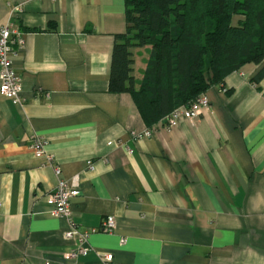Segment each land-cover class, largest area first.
Returning <instances> with one entry per match:
<instances>
[{"label":"crops","instance_id":"1","mask_svg":"<svg viewBox=\"0 0 264 264\" xmlns=\"http://www.w3.org/2000/svg\"><path fill=\"white\" fill-rule=\"evenodd\" d=\"M4 26L25 102L0 93V264H106L100 254L115 264H264L257 65L228 75L204 93L208 109L168 129L165 119L147 125L131 94L110 90L126 0H0ZM150 48L132 49L137 90ZM76 177L78 230L99 229L108 217L117 227L92 234V251L67 261L77 241L44 196Z\"/></svg>","mask_w":264,"mask_h":264},{"label":"trees","instance_id":"2","mask_svg":"<svg viewBox=\"0 0 264 264\" xmlns=\"http://www.w3.org/2000/svg\"><path fill=\"white\" fill-rule=\"evenodd\" d=\"M127 31L116 37L110 90L129 93L152 126L247 64L264 79V0H126ZM150 48L140 89L135 48Z\"/></svg>","mask_w":264,"mask_h":264},{"label":"built area","instance_id":"3","mask_svg":"<svg viewBox=\"0 0 264 264\" xmlns=\"http://www.w3.org/2000/svg\"><path fill=\"white\" fill-rule=\"evenodd\" d=\"M12 35L13 31L11 26H4L0 29V93L15 104L23 105L25 100L21 95L23 91L22 80L13 65L17 51L13 48L15 42L12 39ZM18 43L20 49H22L24 42L18 40ZM209 107L210 103L207 96L201 95L190 104L180 106L173 110L165 118L166 126L168 129H174L184 120L193 121L201 115L203 110ZM43 145L44 141L42 138L35 137L33 139L32 147L36 149L37 155L44 153ZM57 174L61 175L59 169H57ZM79 184V177L74 178L72 181L60 179L56 188L44 196L51 214L67 222L68 230L65 233V237L77 241L76 248L65 255L67 261L75 260L79 256H86L92 251L89 244V239L92 234L99 231L113 234L117 227L115 218L108 217L99 229H92L86 232H80L78 230L71 211L70 200L80 195ZM100 256L106 264H115L113 254H100ZM45 264H50V262L46 261Z\"/></svg>","mask_w":264,"mask_h":264},{"label":"rangeland","instance_id":"4","mask_svg":"<svg viewBox=\"0 0 264 264\" xmlns=\"http://www.w3.org/2000/svg\"><path fill=\"white\" fill-rule=\"evenodd\" d=\"M201 95H204V94H201ZM201 95H200V96H201ZM200 96H199V97H200Z\"/></svg>","mask_w":264,"mask_h":264}]
</instances>
